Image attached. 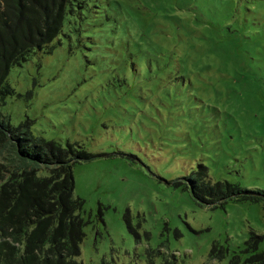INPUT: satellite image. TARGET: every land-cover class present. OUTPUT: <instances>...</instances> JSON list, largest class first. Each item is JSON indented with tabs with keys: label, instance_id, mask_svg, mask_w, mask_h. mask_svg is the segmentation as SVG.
<instances>
[{
	"label": "rangeland",
	"instance_id": "rangeland-1",
	"mask_svg": "<svg viewBox=\"0 0 264 264\" xmlns=\"http://www.w3.org/2000/svg\"><path fill=\"white\" fill-rule=\"evenodd\" d=\"M80 3L51 52L11 69L0 112L95 156L74 167L82 262L245 261L264 203L203 206L178 182L204 166L213 183L264 191V0Z\"/></svg>",
	"mask_w": 264,
	"mask_h": 264
},
{
	"label": "trees",
	"instance_id": "trees-1",
	"mask_svg": "<svg viewBox=\"0 0 264 264\" xmlns=\"http://www.w3.org/2000/svg\"><path fill=\"white\" fill-rule=\"evenodd\" d=\"M80 2L0 0V107L15 94L8 83L11 69L38 52H51L68 8ZM94 158L79 144L63 146L34 136L30 122L13 127L0 112V264H84V202L75 196L74 167ZM178 184L203 206L264 203L263 190L213 183L204 166ZM99 216L103 221L101 210ZM263 239L253 232L245 249L250 256L245 261L234 256L231 264H264ZM210 256L222 260L226 253L215 243Z\"/></svg>",
	"mask_w": 264,
	"mask_h": 264
}]
</instances>
